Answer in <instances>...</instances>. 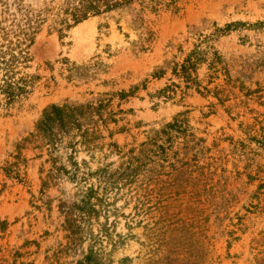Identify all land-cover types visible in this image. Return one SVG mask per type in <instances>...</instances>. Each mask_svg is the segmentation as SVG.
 I'll return each instance as SVG.
<instances>
[{"label":"rangeland","instance_id":"rangeland-1","mask_svg":"<svg viewBox=\"0 0 264 264\" xmlns=\"http://www.w3.org/2000/svg\"><path fill=\"white\" fill-rule=\"evenodd\" d=\"M63 33L43 26L33 89L0 115V264H264V0H136ZM199 40L219 60L193 74L207 91L182 94L170 67ZM122 91L111 138L102 128L92 158L77 156L122 179L97 204L94 236L71 242L77 188H42L46 152L22 143L48 105Z\"/></svg>","mask_w":264,"mask_h":264},{"label":"trees","instance_id":"trees-1","mask_svg":"<svg viewBox=\"0 0 264 264\" xmlns=\"http://www.w3.org/2000/svg\"><path fill=\"white\" fill-rule=\"evenodd\" d=\"M133 1L136 0H0V115L11 112L33 89L37 76L25 70L32 61L30 48L43 26L56 29L61 38L64 31L89 17L112 12ZM204 40H199L181 62H174L170 67L172 76L184 84L182 94L192 88L197 92L201 89L207 91L197 76H193L198 65L206 63L209 70L216 69L218 52L213 47L201 48ZM69 69L78 67L73 63ZM164 74L161 70L154 77L161 78ZM177 88L179 86L172 82L158 93L170 98ZM109 96L79 105H48L34 131L22 143V146L29 144L46 152L50 168L42 181V188L57 186L61 180L71 182L77 188L76 202L70 206L65 220L71 242L81 239L84 233L94 236L91 220L97 215V204L103 202L109 188H114L113 183L122 179L117 177L112 181L107 168L92 170L85 159L78 160L77 157L84 152L92 158L99 148V141L104 140L102 128L108 130L109 124L117 123L111 110L113 98L123 100L129 95L122 91ZM108 133L111 138L112 131L108 130ZM108 146L111 151L117 149L114 142ZM134 161L139 162L138 159ZM90 178L97 185L88 183ZM98 191H101L100 195Z\"/></svg>","mask_w":264,"mask_h":264}]
</instances>
